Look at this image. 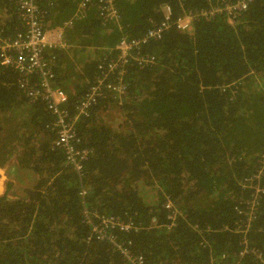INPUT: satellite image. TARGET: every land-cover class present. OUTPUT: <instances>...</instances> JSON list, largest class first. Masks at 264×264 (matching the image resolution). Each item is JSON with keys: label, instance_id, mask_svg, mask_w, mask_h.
<instances>
[{"label": "trees", "instance_id": "trees-1", "mask_svg": "<svg viewBox=\"0 0 264 264\" xmlns=\"http://www.w3.org/2000/svg\"><path fill=\"white\" fill-rule=\"evenodd\" d=\"M79 1H41L44 26L62 30L69 44L46 55L70 112L98 75L104 49L160 21L162 5L181 10L177 0H116L119 25L92 3L75 17ZM210 1L221 0L184 6ZM18 12L13 0H0L3 37L24 29ZM142 50L157 61L129 67L124 100L105 91L76 125L81 146L93 151L84 163L85 199L54 142L45 102L32 101L17 71L0 65V165L16 157L13 173L35 181L17 191L22 196H0V264H128L113 242L95 238L85 206L93 219L132 222L137 230L111 232L144 264H213L224 253L228 263L264 264V192L246 237L239 232L253 192L246 178L264 149V0H253L235 23L223 14L200 18L191 32L170 28ZM108 110L121 120L109 122ZM166 196L183 209L172 228L160 226ZM153 218L159 226L149 228ZM246 238L250 251L240 256Z\"/></svg>", "mask_w": 264, "mask_h": 264}, {"label": "built area", "instance_id": "built-area-1", "mask_svg": "<svg viewBox=\"0 0 264 264\" xmlns=\"http://www.w3.org/2000/svg\"><path fill=\"white\" fill-rule=\"evenodd\" d=\"M13 1L18 7L19 18L24 29L18 31L13 37H3L0 34V65L17 71L19 74L18 84L26 91L32 101L41 99L45 102L47 110L53 116V128L56 132L54 142L65 153L66 165L70 166L79 175L81 180L79 193L85 199L88 190L82 181V175L84 163L93 151L88 147L81 146L76 131L78 121L89 116L91 107L100 96L104 95L105 91H109L118 102L124 100L127 94L126 75L129 67H149L157 61L155 54L143 52L142 49L145 45L162 39L170 28H175L182 33L191 32L194 30L196 21L200 18L211 20L223 14L227 16L231 23H235L253 0H221L217 3L210 1L206 6L196 9H187L184 6L186 0H177L181 8L177 15H175L171 5H162L163 17L160 21L154 22L140 36L123 35L115 45L104 49L106 58L104 61H99L97 65L98 75L72 112L68 110L67 106L69 94L56 84L52 60H48L46 55L47 52L51 51L50 49L69 47V44L64 40L63 31H50L44 26L42 0ZM91 3L96 4L100 15L106 20L121 24L120 10L116 0H81L74 16L81 17ZM71 23L72 19L67 21L66 25ZM54 59L55 55L53 56ZM35 75L38 79L32 82V77ZM257 159L258 170L246 178L247 182H251L249 186L253 188V192L248 200L247 211L245 212L248 216V225L239 230L244 237H246L249 230L251 220L256 216L260 198L264 192V184L261 181L264 174V149ZM162 207L167 218L166 223L160 226L174 227L178 217L182 215L183 209L179 208L168 196L163 201ZM84 213L97 240L113 242L116 250L123 255L128 264L145 263V258L142 255H136L126 245L118 243L111 232L115 227L127 231L137 230L132 222L104 215H96L97 219H93L86 206L84 207ZM157 224H159L158 220L153 218L149 228L159 226ZM243 242L245 243L244 246L238 251L240 256H244L250 251L247 238ZM228 260L229 256L226 253L220 257H212L213 264H233L228 263Z\"/></svg>", "mask_w": 264, "mask_h": 264}, {"label": "rangeland", "instance_id": "rangeland-1", "mask_svg": "<svg viewBox=\"0 0 264 264\" xmlns=\"http://www.w3.org/2000/svg\"><path fill=\"white\" fill-rule=\"evenodd\" d=\"M109 114L108 121H120L121 117H119V112L117 110H108L104 113V115ZM113 124V123H112ZM115 126V124H113ZM16 157L11 158L7 163L0 165V196L7 194L9 198H14L16 194L20 195L17 191L20 190L22 193H26L28 189L33 187L34 182L30 180V177L22 175L23 173H17L16 171L13 173L12 165H15ZM21 176L20 179L18 178ZM34 176V175H33ZM35 177V176H34Z\"/></svg>", "mask_w": 264, "mask_h": 264}, {"label": "crops", "instance_id": "crops-1", "mask_svg": "<svg viewBox=\"0 0 264 264\" xmlns=\"http://www.w3.org/2000/svg\"><path fill=\"white\" fill-rule=\"evenodd\" d=\"M81 1V0H80ZM80 1L78 2V4L80 3ZM77 8H78V5H77ZM77 8H76V10H77ZM67 21H71V19H68ZM66 21V22H67ZM66 22H65V24H66Z\"/></svg>", "mask_w": 264, "mask_h": 264}]
</instances>
